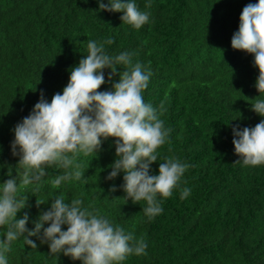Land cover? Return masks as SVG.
I'll list each match as a JSON object with an SVG mask.
<instances>
[{
  "label": "trees",
  "instance_id": "16d2710c",
  "mask_svg": "<svg viewBox=\"0 0 264 264\" xmlns=\"http://www.w3.org/2000/svg\"><path fill=\"white\" fill-rule=\"evenodd\" d=\"M135 2L150 12L139 30L122 23L123 13L100 11L97 0H0V184L21 171L11 149L15 125L31 113L41 92L49 103L62 94L70 70L88 54V41L107 38L115 41L106 46L108 54L128 52L133 64L151 71L144 101L157 110L163 105L161 119L171 129L150 174L158 175L159 163L169 156L191 167L173 195L161 201L162 213L149 219L142 211L145 201L126 198L123 172L107 179L116 159V140L108 138L97 154L77 156L80 180L54 186L53 177L76 169L53 166L38 188L22 189L19 195L28 202L17 219L27 213L31 231L52 199L80 198L114 226L144 238L146 255L123 264H264V165L235 164L240 157L232 143L233 127H255L264 119L251 110L259 96L254 56L231 47L243 8L258 0ZM109 72L104 70L106 82L98 91H111L119 81L115 75L109 82ZM184 187L191 193L181 199ZM5 232L0 228V239ZM31 239L37 248L23 237L12 242L8 264H81L50 254L39 237Z\"/></svg>",
  "mask_w": 264,
  "mask_h": 264
},
{
  "label": "clouds",
  "instance_id": "9594fccd",
  "mask_svg": "<svg viewBox=\"0 0 264 264\" xmlns=\"http://www.w3.org/2000/svg\"><path fill=\"white\" fill-rule=\"evenodd\" d=\"M97 2L100 11L123 13L122 23L134 29L149 23L150 12L141 11L135 0ZM144 7L150 9L151 4ZM239 21L231 47L254 56V66L259 70L255 84L259 96L253 99L251 110L264 117V0L247 4ZM114 43L112 38L88 41V54L70 70L62 94H54L49 103L41 92L31 113L15 125L11 149L14 156H19L16 168L21 171L14 178L8 174L10 178L0 184V228H6L4 238L0 239V264H8L11 244L21 237L30 248H37L31 237H39L41 243L48 244L50 254L63 253L81 264H123L133 255H146L143 237L137 238L134 233L114 226L97 210L84 206L80 198L66 202L59 195L52 199L49 210L39 216L31 231L26 227L27 213L17 219L28 202L27 196L19 195L22 189L29 185L38 188L48 175L46 169L53 166L76 169L53 177L54 186L73 178L80 180L84 173L76 162L77 156L97 154L108 138L116 140V159L110 165L112 170L107 179L114 180L123 172L126 198L134 203L145 201L142 211L149 219L162 213L161 201L173 195L191 167L169 156L159 163L158 175L150 174V166L158 160L157 150L169 141L171 129L161 119L163 105L157 110L144 101L151 71L140 63L133 64L128 52L108 54L106 46ZM118 65L123 66L120 73ZM105 69L110 70L109 82L115 75H119V81L112 85L111 91L100 92L98 89L106 82ZM232 132L235 154L240 157L235 164L264 165V119L255 127L240 129L237 124ZM190 193V188H182L181 199ZM41 204L37 200V207ZM46 224L49 226L45 228ZM64 225L66 231L62 230Z\"/></svg>",
  "mask_w": 264,
  "mask_h": 264
}]
</instances>
